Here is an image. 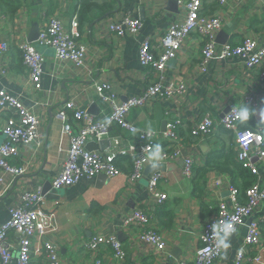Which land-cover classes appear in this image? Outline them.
Instances as JSON below:
<instances>
[{"label":"crops","instance_id":"1","mask_svg":"<svg viewBox=\"0 0 264 264\" xmlns=\"http://www.w3.org/2000/svg\"><path fill=\"white\" fill-rule=\"evenodd\" d=\"M13 1L19 2L20 8L11 19L0 12V44L9 45L8 52L0 56V91L8 92L24 107L34 110L40 124L36 143L29 148H20L19 155L10 162L16 167L24 166L25 174L7 188L0 187V225L9 219V209L15 206L22 192L42 187L58 174L71 143V135L62 132V124L57 119L59 107L72 100L94 121L102 122L110 116L111 109L96 96V83L108 82L118 102L139 96L146 86V78L150 77L138 64L139 44L150 38L158 52L161 36L174 21L184 17L183 4L187 0ZM203 13L221 17L220 32L225 34L226 44L237 45L244 38H251L264 45V5L259 0H226L223 6L210 0L204 4ZM51 16L59 18L66 31L78 35L77 41L87 51L86 69L81 73L69 63L56 62L52 50L38 47L33 42L44 56L42 90L34 91L15 46L20 42L28 43L31 32L39 29ZM127 16L141 20L142 27L137 36L117 38L107 32L109 23ZM200 52L198 36L192 34L182 44L177 58L167 64L165 79L184 82L186 92L183 96L148 102L132 109L127 116L130 124L141 131L156 132L160 139L169 121H179L178 158L168 161L161 157L156 161L148 158L142 179L130 186L126 178L129 162L118 153L135 138L113 126L106 138L92 143L98 145L108 141L107 148L94 152L115 154V164L121 174L112 179L98 176L93 180H81L64 189L56 200L46 199L43 207L49 215L51 230L43 240H34L36 248L40 249L42 241L53 242L60 264H88L84 244L98 234L113 235L125 253L121 264H176L178 260L193 264L205 220L215 212L219 201L231 206L228 192L231 177L210 169L199 180L201 193L198 197L194 192L197 171L206 168L209 159L231 152L235 157V136L233 132L216 127L203 138H195L189 134L190 128L206 114L218 121L230 106L240 104L250 95L255 106H242L241 109H248L249 119L241 121L239 127L248 131L263 129L264 138V82L260 80L264 67L247 70L238 59H223L209 61L205 71L201 72L198 67ZM6 118V113H0V142L3 141L1 129ZM77 132L78 125L72 123V134ZM158 145L162 151L164 142L161 140ZM185 160L193 163L194 175L190 178L184 174ZM250 163L251 169L241 165L255 176L253 184L263 190L264 162L252 157ZM153 173L162 175L159 191L166 196V201L152 214L151 222V227L156 228L163 239V252L139 240L133 228L124 227L125 220L134 210L150 206L147 185ZM253 211L237 232L224 238L229 247L221 248L216 264H233L235 252L246 235L248 221L264 215V203ZM13 255H16V249ZM102 258L106 264H120L113 260L109 249L104 250ZM36 261H42L40 254ZM256 264H264V253Z\"/></svg>","mask_w":264,"mask_h":264},{"label":"built area","instance_id":"2","mask_svg":"<svg viewBox=\"0 0 264 264\" xmlns=\"http://www.w3.org/2000/svg\"><path fill=\"white\" fill-rule=\"evenodd\" d=\"M208 1L210 0L184 2V17L174 21L161 36L158 52L152 46L150 38L140 42L138 64L150 77L146 78V86L139 96L118 102L108 82L102 81L94 85L96 96L111 109L110 116L104 121H94L86 110L78 108L72 100L59 107L57 119L62 124V132L71 135V143L58 174L50 182V190H64L81 180H93L100 175L112 179L121 174V170L115 166V154L108 151L99 153L86 150L87 144L100 142L106 138L113 126L135 138L118 153L130 159L131 171L126 175L130 186L142 179L150 153L156 151L161 140L164 142V148L160 151V157L166 161L178 158L179 121H169L160 139L156 132L141 131L130 124L127 116L132 109L143 107L148 102L175 99L185 94V83L166 81L164 73L168 62L177 58L182 44L190 35L196 34L201 43V59L198 64L201 72L205 71L209 61L223 59H238L247 70L264 67V45H260L256 40L244 38L237 45L220 46L216 43L217 35L222 30V20L219 15L206 16L203 13L204 4ZM214 1L219 6L226 4V0ZM259 2L264 5V0ZM141 27L140 19L127 16L109 23L106 30L117 38H123L137 36ZM77 38L76 33L64 29L59 18L51 16L39 27L35 43L38 47L52 50L56 62L69 63L75 70L83 73L86 69L87 51ZM8 50L7 43L0 44V56L5 55ZM15 50L27 71L33 90H42L43 54L33 46V43L27 42L17 43ZM260 80L264 82V71L260 73ZM245 105L255 106L252 96L247 95L240 104L230 106L218 121L210 114L204 115L190 128L189 134L195 138H203L216 127L233 132L235 159L251 169L252 157L264 162V138L263 129L248 131L239 127L241 122L239 112ZM0 113L7 114L1 129L3 141L0 142V187L7 188L13 180L25 174L24 166L16 167L10 162L19 155L20 148H29L36 143L40 118L34 110L24 107L15 96L3 91H0ZM72 123L78 125V132L75 134H72ZM184 174L188 178L194 175L191 160L184 161ZM161 177V174L153 173L148 179L150 206L134 210L124 222L125 228L136 230L139 240L151 244L158 252L165 250V244L157 229L151 227V222L157 207L166 201L165 194L159 191ZM228 192L231 206L219 201L215 212L205 220L193 264H216L221 251V247H218L219 237H228L223 232V225L231 224L233 227L231 235L234 234L244 225L245 220L251 217L256 206L264 203V189H259L256 183L245 190L246 201L243 204L238 203L237 191L233 186H228ZM45 200L42 187H37L35 190L22 192L15 206L9 209V219L0 225V264H60L59 253L53 242L42 241L40 249L33 243L34 240L38 242L43 240L51 230L49 215L44 212ZM216 225L221 226L219 237L214 231ZM263 232L264 215L249 223L242 245L235 252L233 264L260 262L261 254L264 253ZM14 249L16 255H13ZM83 249L88 264H106L102 255L107 249L111 251L114 261L121 264L125 258L121 243L113 235H95L84 244ZM249 252L254 254L250 255ZM38 254L42 256L40 263L36 261ZM176 264L186 262L178 260Z\"/></svg>","mask_w":264,"mask_h":264},{"label":"trees","instance_id":"3","mask_svg":"<svg viewBox=\"0 0 264 264\" xmlns=\"http://www.w3.org/2000/svg\"><path fill=\"white\" fill-rule=\"evenodd\" d=\"M20 8V3L13 0H0V12L11 19L17 10ZM162 147H164L162 145ZM161 151V150H160ZM129 162V171L126 172L129 174L131 171V162L130 159L126 158ZM117 167V165L115 164ZM118 168V167H117ZM210 169L218 170L222 173H226L231 177V185L237 191V200L238 203L243 204L246 201L245 198V190L250 187L254 181L255 176L251 174V172L236 162L234 155L232 154H223V156L216 158L214 160L207 161V167L197 171V179H195L194 192L199 197L201 193V189L198 187L199 180L209 171ZM122 172V171H121ZM204 209V207H203Z\"/></svg>","mask_w":264,"mask_h":264},{"label":"water","instance_id":"4","mask_svg":"<svg viewBox=\"0 0 264 264\" xmlns=\"http://www.w3.org/2000/svg\"><path fill=\"white\" fill-rule=\"evenodd\" d=\"M173 12H175V10H173ZM38 32L39 29L38 27L35 28L29 38H28V43H33L36 41L37 36H38ZM216 43L218 45H224L226 44V36L223 32H220L216 38ZM109 146L108 141H102L100 144L95 145L94 143H89L86 146V150L88 151H97L98 149H101V151H103L105 148H107ZM105 176H99L98 178H104ZM63 190H50V183L46 182L43 186H42V194L45 195V199H49V200H56V198L62 193ZM250 223V221H248V224Z\"/></svg>","mask_w":264,"mask_h":264},{"label":"clouds","instance_id":"5","mask_svg":"<svg viewBox=\"0 0 264 264\" xmlns=\"http://www.w3.org/2000/svg\"><path fill=\"white\" fill-rule=\"evenodd\" d=\"M239 118L241 119V121H245V120L249 119V111L247 108H243L240 110ZM149 159H151L152 161H156V160L160 159L159 145H157L155 152L150 153ZM214 231H215V234L217 235V237H219V233L221 231V226L220 225L214 226ZM232 231H233V227L231 224H224L223 225V232H224L225 236L231 235ZM218 247L227 249L229 247V244L225 243V239L223 237H219Z\"/></svg>","mask_w":264,"mask_h":264},{"label":"rangeland","instance_id":"6","mask_svg":"<svg viewBox=\"0 0 264 264\" xmlns=\"http://www.w3.org/2000/svg\"><path fill=\"white\" fill-rule=\"evenodd\" d=\"M253 219H251V221H252ZM251 221H250V223H251ZM263 234H264V232H263Z\"/></svg>","mask_w":264,"mask_h":264}]
</instances>
